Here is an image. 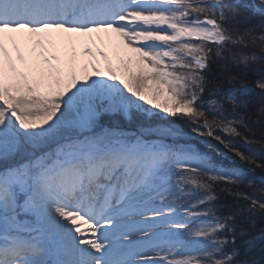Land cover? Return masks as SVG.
<instances>
[{
    "label": "snow or ice",
    "instance_id": "6c2138e0",
    "mask_svg": "<svg viewBox=\"0 0 264 264\" xmlns=\"http://www.w3.org/2000/svg\"><path fill=\"white\" fill-rule=\"evenodd\" d=\"M91 34L103 46L84 44L91 59L78 75L75 49L68 61L60 51L71 36ZM249 44L264 52V0H0V264H257L238 260L235 213L217 215L214 203L221 184L251 185L245 172L193 146L148 143L147 129L102 127L105 114L118 113L150 128L159 109L264 169L230 139L248 129L237 111L248 101L220 84L209 90L205 74L215 58L235 84L232 65L264 59L233 52ZM255 86L264 91V79ZM165 92L171 107L156 103ZM260 191V199L242 197L248 211L264 213V177ZM257 239L264 236L245 242L249 251Z\"/></svg>",
    "mask_w": 264,
    "mask_h": 264
},
{
    "label": "trees",
    "instance_id": "16d2710c",
    "mask_svg": "<svg viewBox=\"0 0 264 264\" xmlns=\"http://www.w3.org/2000/svg\"><path fill=\"white\" fill-rule=\"evenodd\" d=\"M242 2L247 3L252 2V0H242ZM252 23L258 24L259 18L253 20ZM226 27L232 28L234 26L228 24ZM256 31L257 33L260 31L258 27ZM233 52L245 54L255 53L258 56H264V52H261L260 46L252 44H249L247 48H233ZM223 64V61L214 58L210 68L206 71L205 74L209 81V90H215L214 86L220 84L222 85L220 89L221 92L230 93L248 101L246 107L237 109L241 115H245L248 118V129H241L242 136L231 137L230 139L232 140L235 150L242 151L246 155H254V158L259 163L261 160H264V91L256 88L255 82L264 79V59L258 62H250L247 67L232 65L229 69V73L232 77L236 78L235 84L227 82L226 76L222 72ZM242 85H246L250 91L247 95L240 97L238 90ZM208 98L209 93L206 92L204 94V100L207 101ZM205 106L207 107V105ZM225 108L227 109L225 115H228L231 112L230 105L225 104ZM150 119L152 122L149 128V125L145 124L137 117L129 119L122 114L113 116L105 114L102 118V127L117 129L128 133L135 131L136 134H139L141 130H151L155 134L152 138L161 140L163 145L173 149L193 146L216 161L220 167L238 169L245 172L247 174V180L251 181V185L245 183L229 191L224 190V185H219L214 193L217 196V200L214 202L215 208L219 209L217 215H227L229 214V210L235 213V246L241 249L238 260L241 262L256 261L257 264H264V239H257L256 246L251 251H249L245 245V242L253 237L264 236V213H253L248 211L249 201L242 198L245 195L257 199L262 198L260 188L261 178L264 177V169L257 168L254 165H249L241 161L235 156L234 151L229 152L227 149H224L223 145H220L211 138L197 136L188 125L184 124L179 119L173 117L160 119L155 115ZM169 128L180 129V133L178 135L168 136L155 131L156 129ZM217 133L220 134L222 138L225 137V134L220 130H217ZM245 137L248 140L256 141V143H247ZM205 141L215 145L216 150L214 151L208 148ZM238 209L240 210L239 212H237ZM229 239H231V237H229Z\"/></svg>",
    "mask_w": 264,
    "mask_h": 264
},
{
    "label": "rangeland",
    "instance_id": "374dc122",
    "mask_svg": "<svg viewBox=\"0 0 264 264\" xmlns=\"http://www.w3.org/2000/svg\"><path fill=\"white\" fill-rule=\"evenodd\" d=\"M99 34H91L90 36H71L68 41L66 42L65 46L62 47L60 54L61 57L64 61H68L71 55V50L74 48L75 49V53H76V60L74 62V67L77 71V74L79 75L82 66L84 65L85 62L89 61L91 58L90 57H85L83 56L82 53V48L84 46L85 43L89 42L90 40H94L95 41V46L96 47H101L103 45H101L100 40L98 38ZM66 37H68V34H65ZM20 47L22 49H24L25 45H24V41L20 40L19 41ZM6 46L8 47L9 51L12 52V45L10 42L6 41ZM104 50L108 52L109 58L112 60L113 63V67L117 69V74H122V68L120 67V61L119 59L116 57L114 50L111 47H104ZM37 51H39V49H37ZM25 55L28 56V53L25 52ZM12 56H13V61H15V53L12 52ZM99 61V64L101 66V68L103 69L104 67V61L100 60L99 57L96 58ZM18 63V62H16ZM88 74L91 75V67L89 66L88 68ZM83 77L81 76V79ZM156 103L158 104H165L168 103L169 107H171L172 104V100L171 97L165 92L163 94H158L157 98H156ZM150 107V106H149ZM155 116L159 117L160 119H167L169 118V116H167L165 113L160 112L159 109H154L153 110ZM106 115H118V113H109ZM117 130V129H115ZM120 131V130H118ZM127 134H136L135 131L128 133L125 132ZM144 135L142 136V139H144L146 142L148 143H154V144H162L161 140L158 139H153V135H155L151 130H147L144 131ZM153 133V134H151ZM85 135H87V131H85L84 133ZM84 136L81 135L79 136V139H83ZM163 145V144H162ZM201 198H202V194H201ZM184 202H188V201H184ZM195 199L191 200V203H195ZM202 220L197 218L193 220V227L199 226L201 225Z\"/></svg>",
    "mask_w": 264,
    "mask_h": 264
},
{
    "label": "bare ground",
    "instance_id": "6f19581e",
    "mask_svg": "<svg viewBox=\"0 0 264 264\" xmlns=\"http://www.w3.org/2000/svg\"><path fill=\"white\" fill-rule=\"evenodd\" d=\"M31 57H29V59H30Z\"/></svg>",
    "mask_w": 264,
    "mask_h": 264
}]
</instances>
